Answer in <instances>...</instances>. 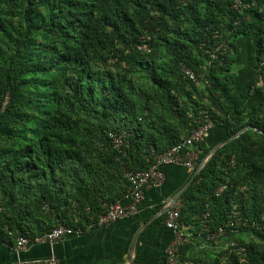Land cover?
Here are the masks:
<instances>
[{
    "label": "trees",
    "instance_id": "16d2710c",
    "mask_svg": "<svg viewBox=\"0 0 264 264\" xmlns=\"http://www.w3.org/2000/svg\"><path fill=\"white\" fill-rule=\"evenodd\" d=\"M232 1L0 0L1 245L12 250L19 236L36 240L49 231L56 222L43 203L65 225H73L74 212L81 219L76 226L94 224L101 201L124 203L130 194L121 167L147 168L151 149L161 153L179 143L201 126L203 112L215 121L212 110L222 114L214 127L224 133L221 141H231L180 196L179 219L192 216L199 224L206 204L211 230L225 224L232 205L249 223L259 219L264 111L249 110L251 96L235 92L230 71L235 38L250 33L262 79L254 93L264 104V0H255L247 20ZM221 41L232 53L209 59L205 51L214 52ZM143 44L148 52L138 50ZM181 64L195 74L205 71L202 98L183 79ZM246 126L261 134L249 130L234 138ZM120 130L129 134L124 155L108 137ZM213 147L203 148L198 162ZM221 156H234V168L223 170ZM221 185L226 188L215 197ZM238 231L256 238L238 240L246 244L247 262L264 264V235L249 225Z\"/></svg>",
    "mask_w": 264,
    "mask_h": 264
},
{
    "label": "crops",
    "instance_id": "0c3cea01",
    "mask_svg": "<svg viewBox=\"0 0 264 264\" xmlns=\"http://www.w3.org/2000/svg\"><path fill=\"white\" fill-rule=\"evenodd\" d=\"M235 45L238 55L230 71L235 80L234 90L242 95L248 91L249 97L251 96L249 110L255 108L261 113L264 111V104H261V97L254 93L258 82H261L262 86L256 61L251 59L254 40L250 33L240 34L235 38ZM255 81L256 86L250 87ZM202 89L203 87L197 88L199 98L204 95ZM194 96L197 97L195 94ZM217 132L209 134L207 142L203 143L204 149L212 144L215 147L223 143L221 136H224V133ZM163 172L165 174L163 185L145 192L144 199L134 215L113 222L105 228L91 226L87 229L85 227L83 232L68 236L53 246L31 242L23 251L15 253L7 246L0 244V264H19L49 258H54L57 264H129L130 260L131 264H164V251L173 239V233L163 224L166 208L170 198L187 184L193 173L183 167L170 165L164 166ZM127 202L128 199L124 203ZM185 217L180 222L182 231L189 242L183 249L179 260L191 259L202 261L205 264H214L217 255L230 241L256 242L251 232H239L233 237L207 242L199 233L200 223L196 224V217H187V215Z\"/></svg>",
    "mask_w": 264,
    "mask_h": 264
},
{
    "label": "built area",
    "instance_id": "2783aa9c",
    "mask_svg": "<svg viewBox=\"0 0 264 264\" xmlns=\"http://www.w3.org/2000/svg\"><path fill=\"white\" fill-rule=\"evenodd\" d=\"M181 6H185L191 2V0H174ZM232 9L238 14L243 15L244 19L247 20V15L250 10L257 7L255 0H233L231 3ZM236 24V23H234ZM215 37L219 38V34H215ZM138 50L148 52V48L145 44L138 47ZM209 59L213 60L216 58V53L223 56L232 53V49L228 42L221 41L214 52L205 51ZM208 63V62H207ZM181 73L184 80H188L194 87L208 86V81L205 77V71L199 74H195L186 65L181 64ZM261 80V79H260ZM258 87L261 86V82H258ZM253 91V89H252ZM8 97L4 96L2 102V108L7 104ZM216 116V120L213 121L206 117V112H203L202 124L196 129H193L186 137H184L179 143L173 145L164 152L156 153L153 149L150 150L148 156L146 157V162L148 167L142 170L131 171L121 167V172L123 178L127 181L130 186V194L126 198L127 203H99V214L95 219V223H88L85 227L88 229L91 226H97L100 228H105L109 224L116 222L121 219H125L129 216L134 215L137 212L139 204L143 201L145 192L151 188H157L163 185L165 181V174L163 172V167L170 166H180L185 168L188 172L194 173L202 159L198 162L199 156L201 154L198 145L203 144L209 136L211 129L220 124V119L222 114L217 110H212ZM197 120L196 122H199ZM108 137L112 148L120 155H124V150L129 146V134L125 130H120L119 132L109 131ZM224 160V168H234L235 161L234 156H231L226 160L224 156H221ZM119 160L118 158H116ZM225 185L219 186L214 191V196L218 197L224 190ZM246 187H239L238 191L243 193ZM125 199V200H126ZM181 203L179 201L175 202L170 206L164 215L163 224L166 229L173 233V239L166 247L164 251V264H178L179 258L181 256L180 250L188 244V238L182 231L181 222L179 219ZM42 211L45 213H50L51 219L56 222V224L49 229L42 237L31 240L27 236H19L16 239L13 251L19 253L23 251L31 242L33 243H46L49 245H56L60 243L64 238L77 235L83 232L79 226H76L80 221V216L78 212L73 214V225H65L59 222L52 210L46 204H42ZM90 210L88 207L84 209V215L92 220L89 216ZM210 222V207L208 204L205 205L204 211L200 219L199 233L203 239L207 242L216 241L221 238L233 237L238 234V230L246 228L248 225L251 229L264 235V210L259 216V219L249 223L247 219H243L237 207L232 205L228 218L224 225L217 227L215 230H211L209 226ZM247 244V243H246ZM246 244L240 243L238 240H232L227 243L224 250L217 255V260L219 264H227L230 259H236L237 264H249L247 262V249ZM181 264H205L202 261L186 259L180 262ZM19 264H57L54 258H49L45 260H35L29 262H23Z\"/></svg>",
    "mask_w": 264,
    "mask_h": 264
},
{
    "label": "water",
    "instance_id": "95a60500",
    "mask_svg": "<svg viewBox=\"0 0 264 264\" xmlns=\"http://www.w3.org/2000/svg\"><path fill=\"white\" fill-rule=\"evenodd\" d=\"M249 130H254L253 127L251 126H246L244 127L242 130H240L237 135L234 137V138H237L239 137V135H241L242 133L246 132V131H249ZM257 133H260L261 132L259 131H256ZM229 141L231 140H227V141H224L223 143L219 144L218 146H215L214 148H212L205 156L204 158L202 159V162L199 164V166L197 167V169L195 170V172L192 174L191 178L189 179V181L187 182V184L185 186H183L180 190H178V192H176L169 200L168 202V206L166 208V210L172 206L175 202H177V200L180 198V196L183 194V192L191 185L194 177L198 174V172L205 166V164L210 160V158L213 156V154L219 149L221 148L223 145L227 144ZM131 249H130V252L132 253V249H133V243L131 244ZM129 257V256H128ZM129 260V259H128ZM129 264H131V260L129 261Z\"/></svg>",
    "mask_w": 264,
    "mask_h": 264
},
{
    "label": "rangeland",
    "instance_id": "374dc122",
    "mask_svg": "<svg viewBox=\"0 0 264 264\" xmlns=\"http://www.w3.org/2000/svg\"><path fill=\"white\" fill-rule=\"evenodd\" d=\"M235 79H236V78H235ZM214 131H215L214 129L211 130V132H213V133H214ZM211 132H210V134H211ZM216 133H218V132L216 131Z\"/></svg>",
    "mask_w": 264,
    "mask_h": 264
}]
</instances>
